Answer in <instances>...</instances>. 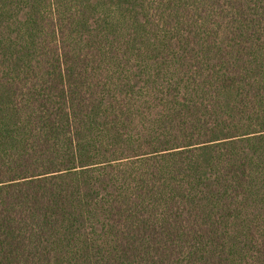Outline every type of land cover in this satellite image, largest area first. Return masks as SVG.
Instances as JSON below:
<instances>
[{
  "label": "trees",
  "instance_id": "1",
  "mask_svg": "<svg viewBox=\"0 0 264 264\" xmlns=\"http://www.w3.org/2000/svg\"><path fill=\"white\" fill-rule=\"evenodd\" d=\"M0 264H264V0H0Z\"/></svg>",
  "mask_w": 264,
  "mask_h": 264
}]
</instances>
